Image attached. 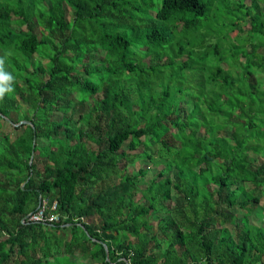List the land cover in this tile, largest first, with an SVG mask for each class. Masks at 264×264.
Wrapping results in <instances>:
<instances>
[{
	"label": "trees",
	"instance_id": "16d2710c",
	"mask_svg": "<svg viewBox=\"0 0 264 264\" xmlns=\"http://www.w3.org/2000/svg\"><path fill=\"white\" fill-rule=\"evenodd\" d=\"M0 58V264H264V0H0Z\"/></svg>",
	"mask_w": 264,
	"mask_h": 264
},
{
	"label": "rangeland",
	"instance_id": "374dc122",
	"mask_svg": "<svg viewBox=\"0 0 264 264\" xmlns=\"http://www.w3.org/2000/svg\"><path fill=\"white\" fill-rule=\"evenodd\" d=\"M244 2H245V0H244ZM71 9L68 7V6H66V14H67V18H70V15H71ZM249 27V24H245L244 26H243V29H247ZM34 57L36 58V59H38L39 57L36 55V54H34ZM43 62H45L44 60H42ZM41 76L43 77V78H45L46 77V75L45 74H41ZM262 81V83L264 84V78L261 80ZM23 109H29L30 111H31V109L29 108V106L27 105V103H23ZM86 109V108H85ZM12 117H15V115H13ZM53 118L54 119H58V118H60V115L59 114H54L53 115ZM3 126L1 127V130H3V131H8L9 130V132L10 133H13V135L14 134H16V133H19V131H21V128H19V129H16V127L14 126V124H9V123H3L2 124ZM15 127V128H14ZM43 143H44V141H42ZM89 145H90V147H92V148H94V149H96L97 147L95 146V144H92V143H90L89 142ZM122 148L124 149V150H126L127 149V146H126V143H124L123 144V146H122ZM139 151L140 150H142V147L141 146H139L138 148H137ZM128 150V149H127ZM129 152H133V150H128ZM135 151V150H134ZM139 163L142 165V166H144V167H146V169H147V176H152V175H155V174H157V172L159 171V168H160V166H158V165H155V164H153L151 161H149L147 158H144L142 161H138V162H136L132 167L134 168V169H137V167H138V165H139ZM170 174H171V172H169ZM144 178L143 177H141V181L143 180ZM264 189V188H263ZM137 192V194H136V196H135V199L137 200V201H142L143 199H142V197H141V192H140V190H138V191H136ZM257 193H258V191H257ZM259 194V193H258ZM260 196V200H259V202H258V204H256L255 206H254V209H253V212L251 213V215L249 216V221L250 222H252V223H255V224H260V225H262V226H264V193L263 194H261V195H259ZM245 209H239L237 212H239V214L240 213H242L243 211H244ZM94 219H96V218H94ZM93 219V220H94ZM151 222L152 223H156V219H154V218H151ZM81 235H83V232L79 229V236H80V238H81ZM84 238H82V240H83ZM94 247V245L92 244L91 246H90V249H92ZM72 259H77L76 257H72ZM58 261H61V262H65V263H67V264H72L71 262H69L70 260H69V258H67V257H65V256H63V258H59V259H57ZM78 262H81V264H95V262H93L91 259H90V257H89V254L87 253V255H86V258H84V261L82 262L81 260H78Z\"/></svg>",
	"mask_w": 264,
	"mask_h": 264
},
{
	"label": "built area",
	"instance_id": "2783aa9c",
	"mask_svg": "<svg viewBox=\"0 0 264 264\" xmlns=\"http://www.w3.org/2000/svg\"><path fill=\"white\" fill-rule=\"evenodd\" d=\"M47 209L55 211L57 209V203L56 201L49 203L48 200L43 197L40 199V204L37 210L28 213L26 215V219L28 221L42 222L48 224L58 223L60 220V216L56 212L47 213Z\"/></svg>",
	"mask_w": 264,
	"mask_h": 264
},
{
	"label": "clouds",
	"instance_id": "9594fccd",
	"mask_svg": "<svg viewBox=\"0 0 264 264\" xmlns=\"http://www.w3.org/2000/svg\"><path fill=\"white\" fill-rule=\"evenodd\" d=\"M14 77L4 70V60L0 58V99H3L5 94L13 91L12 83ZM47 199V198H46ZM1 235L3 230L0 231Z\"/></svg>",
	"mask_w": 264,
	"mask_h": 264
},
{
	"label": "bare ground",
	"instance_id": "6f19581e",
	"mask_svg": "<svg viewBox=\"0 0 264 264\" xmlns=\"http://www.w3.org/2000/svg\"><path fill=\"white\" fill-rule=\"evenodd\" d=\"M57 203V202H56ZM40 204V203H39ZM38 207H39V205H38ZM37 210V209H36ZM36 210H34V211H36ZM31 212H33V211H31ZM46 212L47 213H52V212H54L53 210H51V209H47L46 210ZM59 216H60V213L59 212H56Z\"/></svg>",
	"mask_w": 264,
	"mask_h": 264
},
{
	"label": "water",
	"instance_id": "95a60500",
	"mask_svg": "<svg viewBox=\"0 0 264 264\" xmlns=\"http://www.w3.org/2000/svg\"><path fill=\"white\" fill-rule=\"evenodd\" d=\"M21 122H22V121H21ZM25 122H27V123H28L29 121L25 120Z\"/></svg>",
	"mask_w": 264,
	"mask_h": 264
},
{
	"label": "crops",
	"instance_id": "0c3cea01",
	"mask_svg": "<svg viewBox=\"0 0 264 264\" xmlns=\"http://www.w3.org/2000/svg\"><path fill=\"white\" fill-rule=\"evenodd\" d=\"M41 199V198H40ZM55 212V211H54ZM57 212H59V211H57Z\"/></svg>",
	"mask_w": 264,
	"mask_h": 264
}]
</instances>
